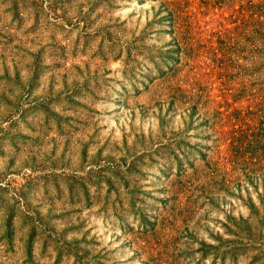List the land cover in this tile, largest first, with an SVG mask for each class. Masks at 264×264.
I'll use <instances>...</instances> for the list:
<instances>
[{
    "label": "rangeland",
    "instance_id": "rangeland-1",
    "mask_svg": "<svg viewBox=\"0 0 264 264\" xmlns=\"http://www.w3.org/2000/svg\"><path fill=\"white\" fill-rule=\"evenodd\" d=\"M0 264H264V0H0Z\"/></svg>",
    "mask_w": 264,
    "mask_h": 264
}]
</instances>
